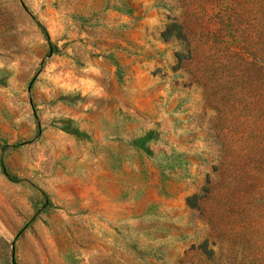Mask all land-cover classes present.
I'll list each match as a JSON object with an SVG mask.
<instances>
[{"label":"rangeland","instance_id":"obj_1","mask_svg":"<svg viewBox=\"0 0 264 264\" xmlns=\"http://www.w3.org/2000/svg\"><path fill=\"white\" fill-rule=\"evenodd\" d=\"M0 264H264V0H0Z\"/></svg>","mask_w":264,"mask_h":264}]
</instances>
